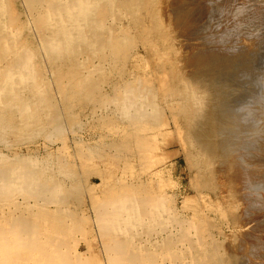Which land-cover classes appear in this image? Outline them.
<instances>
[{"label":"bare ground","instance_id":"1","mask_svg":"<svg viewBox=\"0 0 264 264\" xmlns=\"http://www.w3.org/2000/svg\"><path fill=\"white\" fill-rule=\"evenodd\" d=\"M182 1L174 3L175 1L171 0L168 4L167 0H0V264H100L99 261L93 259V254H90V252L88 253L90 255L85 256L84 252H79L77 249V243L84 234L83 230L78 228L80 227L77 224L79 218L76 220V217H73L74 213L72 216L69 204L66 203L68 200H66L65 196L67 187L65 179L68 177V168L60 159L61 156H56L49 150L51 145L46 148V153L42 156L34 154L35 140L41 135L39 133L42 132L39 126L44 125L45 131L50 132L49 130H51V125L47 123V117L50 113L48 111L49 102L53 104L58 102L64 117L72 114V112L70 114L68 111L72 110L75 104H78V108H81L87 105L88 102H92V105H95V109L101 107L100 110L106 108L105 110L108 111L111 109L113 114L121 113L126 116V114L130 113L133 115H130V117L143 118L147 111L145 107L149 104L147 96L150 93L154 94L152 83H148L146 79L144 80L143 77L138 76V73L137 75L127 74L128 80L123 77L120 81L116 80V84L121 83L124 86L122 85L120 88H118L119 84L110 86V92H101L103 90L102 85L113 84V79L121 74L122 70H125L130 62L134 65L136 61L135 54L137 53L133 54L132 50L136 46L137 40L142 42L147 56L155 57L158 64H162L164 59L171 55V52L175 51L176 55L177 48L185 41L183 36H179L180 38L177 36L180 34V31L179 33L176 31L179 28L178 22L181 21V24L182 21L194 23L199 14L204 13V10L199 8V6H196L198 12L189 11L187 5L183 4ZM260 1L258 2L259 4ZM181 2L183 4L181 7L183 8L177 6ZM175 4H177L178 9ZM213 4L215 5L216 3ZM253 4H256V1ZM214 5H208L210 11H213L212 7ZM256 17H258L257 14ZM262 18H264V8ZM223 25V27H226L223 33L218 36V39L209 43L212 47L217 44L222 45L223 47L220 46L219 48L221 51L219 50L218 53H215L218 49L213 47L216 50L214 55V50H210L209 55L206 54L207 57L205 56L208 59V61L205 59L206 62L204 63L206 68L208 67L207 75L211 78L210 82L207 80L206 82H199L197 79L192 80V74L181 73L183 68H180V70L177 67L178 69L176 68V72L173 75L179 77L174 78H177V83L182 85V88H178L179 86L172 87L174 82L172 84H168V82L173 76H168L167 74L169 73H166L167 70H165L166 76H162V84H159V87L160 85L163 86L164 90L163 92L160 91L162 94L159 95L164 97L166 102L168 99L170 101L179 100L178 96H180L182 99L181 104H183L177 103L176 105L174 101L167 102L168 104L171 103L169 104V109L172 112L175 109V105L178 106L180 111H183V114L189 116L188 122L190 124L192 123L191 121H194L196 114L201 116L199 111L203 109L206 99L209 103L211 100L216 101L217 103L214 104L216 106L215 110L214 108L212 110L215 112H211V115L205 113L201 120L199 119L200 122L199 120L196 121V123H200V128L206 123L205 120L207 123H211L210 125L214 124L215 135L220 132L222 136H228V127L238 126L237 124L239 123L242 124L247 132L256 133L260 127V119L264 120V110L262 109L264 77L263 79L261 78V69L256 67L261 62V57L257 55L256 59V54L262 49L258 51L259 46L253 50H247V46V48L245 47L246 49L244 47L240 48L236 40L238 37L237 32L231 26V21L227 18ZM180 27L182 28V25ZM183 29L185 30L184 26ZM177 37L181 40L175 41L178 39ZM175 42H181V45H177ZM184 46L190 48L189 45L186 46L185 44ZM188 51L187 49L184 52L187 53ZM183 53L181 54L184 57L185 54L183 55ZM197 54L196 56L199 59ZM190 56L191 53L187 60L192 58ZM194 56L195 54L193 58ZM201 58L203 59L204 57L202 56ZM258 59L260 62H258ZM262 59L264 65V58ZM168 60L165 61L167 62ZM176 60L178 58L174 62ZM182 60L184 59L182 58ZM182 60L178 61L181 62V65L183 63ZM227 61H232V63L229 66L220 65L219 67L220 63L225 64ZM200 62L198 61L199 64ZM210 65L211 67L213 65L212 69L209 68ZM153 68L156 69L155 67ZM155 72L156 70L154 74ZM105 74H108V76H104ZM156 75L157 73L155 74V80H157ZM157 81L156 83H158ZM46 83L47 85H52L51 88L53 87L54 96L56 97H53L50 94L51 92L47 91ZM212 89L215 90L213 91L216 94ZM212 93L216 96L218 94L221 96L218 95L216 97ZM98 94L99 96L97 97ZM159 95L157 93L158 97H160ZM69 100L72 104L67 106L69 104H67V101ZM187 102H190L189 105L186 104ZM109 105H111V108L108 107ZM143 110L145 111L143 112ZM94 112L95 110H93ZM251 113H254L255 117L253 118L255 120L251 118ZM173 115L176 118L174 112L172 117ZM251 120L253 121L251 122ZM194 122L193 124L195 125ZM225 127L228 129L226 130ZM71 132L74 140L80 136L77 131L71 130ZM254 136L258 139L261 138L257 134ZM47 140H49L48 143L52 144L55 143L57 137H47ZM188 140L190 141V137ZM234 140V136L231 135L227 142H221L222 144L219 145L214 142L212 146H217L218 149L220 146L224 152L228 153L234 149V152L240 156L242 160L241 184L244 191L242 194L244 203H241L247 211L246 215H243L245 217L242 223L245 230L249 227V230L252 231L249 237L245 235V239H243V242H245L244 246L246 244L247 247L249 244L250 246L256 245L258 248L260 246L264 247V146L252 148V140L247 136L236 139L237 141ZM262 144L264 145V141ZM206 145L210 148L211 143ZM190 146L193 148V152L189 153L188 150V154H186L189 159L188 163L194 160L195 157L197 158L195 164H198V161L202 159L205 166L207 163L210 164V155H208L206 147L201 149L194 142ZM23 147L27 150L26 154L20 152ZM255 152H258L256 156L254 155ZM7 153L11 154V156L6 155ZM251 156L254 157L252 160ZM207 167L209 165L205 168ZM133 194V190L128 188L121 193L117 191L109 196L103 194L104 197L99 200L96 198L92 199L98 200L97 203L92 201L94 207H91L96 212L99 210V215L95 220L96 225L102 223V226L107 228L105 233L102 230L103 228L101 229L104 234L101 233L100 228L98 230L101 233L99 235L107 242L109 264H203L204 257L202 255L206 254L210 257L213 264H223L221 261H224L225 264L227 261L230 263V255L228 254V257L227 255L224 256L219 246L220 240L217 235L211 233V244L207 248L208 245L203 244V235L196 230L193 231L194 235L193 232L191 233V236L182 234L180 243L176 241L172 245L173 248L179 246L185 251V254H181L183 255L182 258L178 260L172 259L173 257L175 259L176 255L167 254V252L163 253L161 250H156V253L142 252V250L134 251V234L131 238V217H133L131 211L137 206L136 203H132ZM153 198L151 197V199ZM165 200L168 203V198ZM218 202L220 201L217 200V204ZM228 202L226 203L228 204ZM153 203L152 207L147 206V208L150 211L158 210V216L161 215V206ZM99 208H101L102 212ZM209 208L212 209L214 207ZM220 208L218 207L222 211V207ZM222 212L226 214L224 211ZM100 213H102V216H100ZM139 215L141 214L137 213L136 216ZM219 215L223 218L226 217V215ZM169 217L171 218L172 216ZM206 217L207 215L203 218ZM163 218L165 219V217ZM163 218L161 219L164 220ZM223 218L221 219L224 220ZM207 219H204V221ZM172 220L167 221V226L171 227L175 224V221ZM191 221L190 219L184 221L186 231L189 227L190 230H193L191 228L194 225H192ZM162 230L161 227L158 229L159 235L162 234ZM185 230L184 233L186 232ZM142 232L145 234L143 229ZM247 232L249 233L250 231ZM81 234L83 235L81 236ZM139 238L135 239L139 240ZM193 241L196 244L195 251L197 255L193 253L194 249L190 247ZM187 243L188 246L186 245ZM238 244L240 245V243ZM89 245L90 243H88ZM205 247L207 248L206 250L203 249ZM246 249H250V247ZM187 251L191 252L189 256H185ZM246 251L243 248V252ZM238 253H235L234 258L231 256L234 261L236 260L234 264H248L250 262L249 259L253 258V254H248L247 256L246 252L243 253L246 256H242ZM176 254L178 256V253ZM246 258L248 259L246 260Z\"/></svg>","mask_w":264,"mask_h":264},{"label":"rangeland","instance_id":"2","mask_svg":"<svg viewBox=\"0 0 264 264\" xmlns=\"http://www.w3.org/2000/svg\"><path fill=\"white\" fill-rule=\"evenodd\" d=\"M169 1L171 2V0ZM169 1L167 0L168 4L170 3ZM174 1H175L174 3H176L180 0H174ZM255 1H256V4H253L255 3ZM259 1L260 0H254V2L253 0H198L197 2V0H183L182 1L183 4L187 5V9L189 11L193 10L195 12H198V10L196 9V6H199V8L204 10V13L199 14V16L197 17V20L196 19L194 20V23L190 21H186V22L182 21V24H181V21L178 19V21L180 22H178L179 28H177L176 31H178V33L180 31V34L177 36L178 37L183 36V38H185V41L183 40L182 41L186 44V46L189 45L190 48H186L183 42L182 43L184 45L183 44L181 45V42L179 43L175 42L177 45H181L179 46V48H177L178 51L176 52V55H177L178 60H176L175 62L174 60L177 58H176L175 51H174V52H171V55L168 56V58L164 59V62L162 64H158L156 62L155 57L147 56V52L145 48L143 47L142 42L139 40L136 41L135 43L136 46L132 50L133 54L137 53L135 54L136 61L134 65L132 62H130L128 66L126 67V69L122 70L121 74H119L116 78L113 79L114 81L113 84L102 85L103 90H101V92L102 91L110 92L111 91L110 86H116L119 84V83L118 84L115 83L116 80L120 81L122 77L128 80L129 74L137 75L139 73L138 76L143 77L144 80L146 79L148 83H152V87H153L152 90L154 93V94L150 93L149 96H147V100L149 104L146 103L147 104L145 107L147 109L146 114H145L146 117L143 116V118H141L142 120L140 118L139 119L136 118L137 116L130 117V115L133 116L130 113L126 114L125 116L121 113L113 114V112H111L112 111L111 109H109L108 111L105 110L106 108H104V110H100L101 107H99V105H98L99 110L95 109V105L94 104L92 105V102H88L87 105H84L81 108H78V104H75L72 110H69V111L67 110L70 114L72 112V114L71 115L67 114L68 116L65 115L64 117L62 115V111H61L59 103L57 102L56 104L55 103L53 104L49 102L48 111L50 113L47 117V123L51 125V130H49L51 133L48 131H45L43 127L44 125L43 126L41 125L42 127L39 126V128H41V131H42L39 134H41L40 136H42L43 138L42 137L40 138L39 136L37 138L38 140L37 139L35 140L36 147L33 148V150L35 151V153L34 152L33 153L42 156L43 154L46 153V148H49L51 145L49 150L52 153H54L56 156L60 155L61 156V157L59 156L60 159L65 163V166L66 168H68V171H70V172L67 171L68 177L65 179L67 182L65 196H66V200H68L66 203L69 204L72 216L74 213L75 215L73 217H76V220L77 218H79L78 220H80V221L77 220V224H79L80 226L78 228L79 229L81 228L83 230L84 236H82L83 234H81L82 238L77 243V249L79 252H82V253L84 252L83 254L85 256L93 254V259H96L97 261H99L100 264H109L108 259H107V254H108V249L106 246L107 242H105L102 236H100L101 233H103V231L104 233L106 232L107 228L105 226H102V223H98V225H96L95 220H96V217H98L99 215L98 213L99 210L98 212H96L94 209H91V207L92 208L94 207V205H92V201L93 203L94 201L97 203V201L100 198H103L104 195L109 196V195H112V193L115 194L117 191L121 193L122 191L130 188L134 192L132 199H131L132 203L134 204L136 203V206H137L131 211V213H133L132 214L133 217H131L132 218L131 238L133 237V234L135 238L140 237L139 240L133 237L134 251L142 250V252L156 253V250H161L163 251V253L167 252V254L170 253V254L176 255L175 259L174 257L172 259L178 260L179 258H182L183 255L181 254L183 253L185 254V251H183L182 248H180L179 246H176V248H173L172 245L175 244L176 241L180 243L182 234H186V236L187 235L191 236L192 235L191 233L194 230H196L203 235V241H204L203 244H207L208 245L207 248H209L211 244V240H210L211 233H214V235H217L218 239L220 240L219 246L224 256L227 255L228 257L230 255L229 257L230 263L227 261L226 264L228 263L234 264V262H236V260L235 261L233 260L234 258L233 256H235V253L237 252H239L238 254L242 256H246V254L247 256L248 254H253V258L249 259L250 262L248 261L249 262L248 264H264V254H263L264 247L260 246V248H258V246L256 245L250 246L248 244L247 247H250V249H246L247 248L246 244L244 246L245 242H243V239H245L244 238L245 235H248L249 237L252 231L249 230L250 229L249 227L245 230L243 223H242V220L245 217V216L243 217V215H246V212H247L245 210L246 208H244L243 204L241 203L244 201L242 199V196H243L242 194L244 193L242 189L243 185L241 184L242 160L240 156L234 152V149H232V151L228 153V152H224V150L220 146H219V149L217 148V146H212L214 142H216L218 145L222 144L221 142H224V143L227 142L228 139L231 137V135L234 136L235 140L241 137H244V136L250 137L252 140V145H253L252 148L264 146L262 144V142L264 141V132H263L264 131V120L260 117L261 118L260 127L258 131H256V133L247 132L246 130H244V127L242 126V124L239 123L237 124L238 126H234L232 128L228 127L229 137L222 136L220 132H218V134L216 133L215 135L214 134L215 131L213 129L214 124L210 125L211 123L209 124L207 123L205 119H203L205 120L206 123H204V125L200 128L199 126L200 123L198 122L196 123V121H198L199 119L201 120L202 116H204L205 113L210 114L211 112H213L212 111L213 108L215 110V107H216L214 105L217 103L216 101L214 102L211 100V102L209 103L206 99L205 103L203 104V109L202 108H201L202 110L200 109L202 112L199 111V113H201V116L196 114V117L199 116L200 118L198 117V119L195 120L196 117L194 116L193 120L195 122L191 121L192 123L190 124L188 122L189 116L186 114H183V111H180L179 107L176 106L177 103L181 104L182 102V99L180 96H178L179 100L178 99H174L171 101L169 99H168L169 101L167 100V102L174 101V104L176 103L175 109L172 110L171 112V110L169 109L170 108L169 104L171 103L168 104L166 102V99L164 100V97L159 95V94H162L161 92H163L164 90V88H162L163 86L160 85L159 87V84H162L161 78L162 76L163 77L166 76L167 72L169 73L167 74L168 76L170 75L171 77L173 76L172 78H170L171 80L168 79L169 80L168 84L169 83L172 84L174 82L172 87L179 86L178 88H182V85L177 83V78L179 77H177V75L175 76L173 75L174 72H176L177 67L179 69L183 68L182 69L183 72L181 73H189L190 75L192 74L191 75L192 80L197 79V81L199 82H202V81L206 82L207 80L210 82L211 78L209 75H207L208 67L206 68V64L204 63L208 61V59L205 58V56L207 57V55H209L210 50H214L213 51V55H214V52L216 50L213 47H216V49H218L215 53H218L219 50L221 51V49L219 48L220 46L223 47L222 45L217 44L212 47V45L209 43L210 41L218 39V36H220V34L223 33V30L226 29V27H223L225 26L223 24L227 20V18L231 21V26H233V29H235V31L237 32L236 34L238 37L236 38V40L240 48L241 47L245 48L247 46L249 48L248 49L246 47L247 50H250V49L253 50L254 48L256 49L257 46H259L258 51L262 49L256 54V59H257V55H259L261 57L260 60L262 63L258 59V62L260 63L258 64L259 67L258 65L256 67L258 69H261V73H262L261 78L263 79L264 65H263L262 58H264L263 56V53H264V29H263L264 28V25H263L264 18H262V11L264 8L263 7L264 0H261L260 4L258 3ZM182 2L180 5L175 4V6L177 5L180 8H183L181 7L183 6ZM213 3H216V4L214 5ZM168 4H167V7H168ZM208 5L209 6L214 5L212 7L213 11L209 10ZM254 13H256L258 17H256V14ZM247 15H249L250 17ZM180 24L182 25V28L180 27L181 26ZM183 26L185 30L183 29ZM178 39L175 41L181 40V39L179 40ZM259 41H261L260 44H259ZM187 49L189 51L187 53L184 52ZM197 51L199 52L198 54H197ZM181 53H183V55L185 54L184 57L182 56ZM190 53H191L190 57L193 58V55L195 54L196 56L197 54L199 55V59L197 58V56L196 58L194 56L193 59L190 58V60H187L189 59ZM186 56L188 57L186 58ZM200 56L201 57L203 56L204 58L202 59ZM130 57L132 58V56ZM182 58L184 60L186 58V60L184 61L182 60ZM165 60L169 61V62L167 61L168 65ZM181 60L183 61L182 63L183 67L181 65V62H178ZM198 61L200 62V64L198 63ZM227 62L225 64L218 63L219 67L220 65L229 66V64L232 63V61L231 62L227 61ZM177 65H181V66H177ZM184 66H185V70H184ZM153 67H155L156 69H154ZM212 67L210 65L209 68L212 69ZM155 70H156L155 74L157 73L156 78L158 81L155 80V74H154ZM165 70H167L166 73H165ZM104 76H108V74H105ZM174 77H177V78H174ZM156 81L158 83H156ZM122 85L120 83L118 88H120V86ZM51 86L47 85L46 89L48 88L47 91H50L51 92L50 94L53 95V97H56L54 96L53 87L51 88ZM262 88H264V85L262 86ZM213 90L214 89H212V91ZM209 92L211 91L209 90ZM157 93L160 97L157 96ZM214 93L216 94V92ZM218 95L217 96L215 95V96L218 97ZM98 96L99 94L97 95V97ZM263 96H264V89H263ZM216 97L214 98L216 99ZM70 102H71L70 100L67 101V104L69 103L67 106L72 104ZM189 103L190 102H187L186 104L189 105ZM110 106L111 105H109L108 107ZM262 109L264 110V100L262 103ZM93 110H95L94 113H93ZM144 111L145 110H143V112ZM173 112L176 115V118L174 117V115L172 117ZM253 114L254 113H251V116H252L251 118L255 120L253 118L255 117ZM62 116L64 119L62 118ZM253 120H251V122ZM193 122L195 123V125L193 124ZM228 128L225 127L226 130ZM195 129L197 132L195 131ZM71 130L77 131L79 133L80 136L77 138L78 140L77 139L74 140ZM256 134L257 136L259 135V137L261 138L260 139L256 138L254 136ZM47 137H51V138L57 137V140H55V143L50 144L48 143L49 140H47ZM189 137H190V141L188 140ZM193 142L197 144L201 149H203V147H206L208 149V155H210L209 156L210 164L207 163L209 165V167H207L208 169L205 168L208 165L206 164L205 166V163L202 161L203 159L201 161H198L199 165L195 164V160L197 161V158L195 157H194V160L189 161L188 163L189 159L186 156V154H188V150H189V153L193 152V148L190 146L191 143L193 144ZM210 143L211 145L209 148L207 147L208 145L206 144H210ZM25 149L26 148L23 147L20 152L22 154H26L27 150ZM211 150H214V151H211ZM256 153L258 152L254 153L255 156L257 155ZM6 155L11 156V154H8V153ZM253 158L254 157L251 156V160ZM228 168H229V171H228ZM212 174H213L214 179L212 178ZM211 180L212 181L214 180V181L212 182ZM113 188L115 189L113 190ZM237 193L239 194V196ZM225 196L227 199L225 198ZM151 197L152 198L155 197V198L151 199ZM95 198L98 200H92ZM167 198H168V203L166 202L167 200H165ZM228 199H229V202H228ZM217 200L220 201L218 202L219 206L217 204ZM225 201L228 202V204ZM152 203L158 206H161L160 207V212L162 213V214L160 213L161 215L158 216V213H159L158 210L150 211L147 208V206L152 207L153 206ZM215 203L217 204V206ZM229 206H231L232 208ZM209 207H214V208L211 209ZM218 207L219 208L222 207V211H224L226 214H223V212L220 210L221 208L218 209ZM99 209L102 212L101 208ZM93 212L96 213L97 215L94 214ZM137 213H140L141 215L136 216ZM204 213H205V216L207 215L206 218H203L205 217ZM219 214L226 215V217L223 218ZM100 216H102V213H100ZM169 216H172V217L170 218ZM163 217H165V219ZM220 217L223 218L224 220H222ZM161 218H163L164 220H162ZM169 218L171 220L175 218L174 220H172V221H175V224L173 225L174 229H173V226L171 227L167 226V221L168 220L171 221ZM189 219L192 220L191 222H192V225L194 226H192L191 228L193 230H190V227L187 229V231L189 232L188 233L185 230L186 225L184 221L189 220ZM204 219H207V220L204 221ZM153 220L155 223L153 222ZM157 220L159 223L157 222ZM205 222L206 223L208 222L207 224L209 225V227ZM146 223L148 224V226ZM150 223L152 225L155 224L153 225L154 227ZM231 223H232V226H231ZM210 225L212 228L210 227ZM142 226L143 228H141ZM155 227L157 230L154 229ZM160 227L161 229H163L162 230L163 232L161 235H159V231H158ZM180 227L181 229H179ZM98 229L100 231L102 230L103 231L100 233ZM142 229L145 234H143ZM184 230L186 231L185 233H184ZM230 230L232 231L229 232ZM247 231H250V232L248 233ZM171 234L173 235L171 236ZM193 235H194V232H193ZM168 236L171 237L172 239L169 238ZM240 238H241V241H240ZM88 243H90L89 246H88ZM194 243L195 242L193 241L190 247L194 249L193 253L197 255V252L195 251L196 244ZM238 243H240V245ZM186 245L188 246V243ZM207 248L205 247L203 249L206 250ZM243 248L245 249V251L248 250L246 251L247 253L243 252ZM152 250L153 251L155 250V252H153ZM89 252L90 254H88ZM233 252L235 253L233 254ZM176 253H178L179 257L177 256ZM243 253H246V254H243ZM190 254L191 252L187 251V255L185 256H189ZM202 257H204V262H202L203 264H213L211 262L210 257L207 256V254L202 255ZM259 257H260V260H259ZM247 259L248 258H246V260ZM221 262L225 264L224 261H221Z\"/></svg>","mask_w":264,"mask_h":264}]
</instances>
